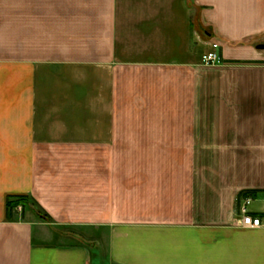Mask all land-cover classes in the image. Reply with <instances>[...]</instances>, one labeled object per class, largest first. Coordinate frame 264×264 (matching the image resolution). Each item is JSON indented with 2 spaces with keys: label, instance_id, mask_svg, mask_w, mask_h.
Instances as JSON below:
<instances>
[{
  "label": "crops",
  "instance_id": "0c3cea01",
  "mask_svg": "<svg viewBox=\"0 0 264 264\" xmlns=\"http://www.w3.org/2000/svg\"><path fill=\"white\" fill-rule=\"evenodd\" d=\"M263 44L264 0H0V264H264Z\"/></svg>",
  "mask_w": 264,
  "mask_h": 264
},
{
  "label": "built area",
  "instance_id": "2783aa9c",
  "mask_svg": "<svg viewBox=\"0 0 264 264\" xmlns=\"http://www.w3.org/2000/svg\"><path fill=\"white\" fill-rule=\"evenodd\" d=\"M200 63L203 66L211 67L221 64V59L218 54V45L212 43L210 45V50L201 56ZM249 201L246 200L243 205L238 208L239 221L243 227L246 228H259L261 226V221L257 217L250 216L248 212Z\"/></svg>",
  "mask_w": 264,
  "mask_h": 264
},
{
  "label": "trees",
  "instance_id": "16d2710c",
  "mask_svg": "<svg viewBox=\"0 0 264 264\" xmlns=\"http://www.w3.org/2000/svg\"><path fill=\"white\" fill-rule=\"evenodd\" d=\"M253 192L251 191H244L239 194V197H246L248 195L251 196ZM37 205L33 199H31L28 196H7L5 201V211H6V219L11 220L13 211L17 208H21L23 211L26 207L35 208ZM37 216L44 220L45 222H48V218L40 212L39 209L35 210Z\"/></svg>",
  "mask_w": 264,
  "mask_h": 264
},
{
  "label": "water",
  "instance_id": "95a60500",
  "mask_svg": "<svg viewBox=\"0 0 264 264\" xmlns=\"http://www.w3.org/2000/svg\"><path fill=\"white\" fill-rule=\"evenodd\" d=\"M257 48L258 49H264V44L263 45H259Z\"/></svg>",
  "mask_w": 264,
  "mask_h": 264
},
{
  "label": "rangeland",
  "instance_id": "374dc122",
  "mask_svg": "<svg viewBox=\"0 0 264 264\" xmlns=\"http://www.w3.org/2000/svg\"><path fill=\"white\" fill-rule=\"evenodd\" d=\"M88 241V240H87Z\"/></svg>",
  "mask_w": 264,
  "mask_h": 264
}]
</instances>
